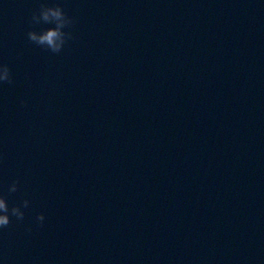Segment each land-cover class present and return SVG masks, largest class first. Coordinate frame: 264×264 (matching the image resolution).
<instances>
[{"label":"water","instance_id":"water-1","mask_svg":"<svg viewBox=\"0 0 264 264\" xmlns=\"http://www.w3.org/2000/svg\"><path fill=\"white\" fill-rule=\"evenodd\" d=\"M0 65V264H264V0H0Z\"/></svg>","mask_w":264,"mask_h":264},{"label":"clouds","instance_id":"clouds-1","mask_svg":"<svg viewBox=\"0 0 264 264\" xmlns=\"http://www.w3.org/2000/svg\"><path fill=\"white\" fill-rule=\"evenodd\" d=\"M41 18L48 20L52 19L56 27L48 28L40 33L29 32V38L36 41L39 44H47L49 48L53 51H58L63 43V34L60 31L61 25L65 22L63 18V13L58 6H49L43 8L41 13ZM8 80V68L6 65H0V81ZM15 184L9 185L12 189ZM22 205H27V201H23ZM21 207L13 205L11 208L8 207L6 201L3 197H0V227H3L9 223V214L11 213L17 219L22 218L23 212ZM43 220V215L41 213L36 214V221L40 222Z\"/></svg>","mask_w":264,"mask_h":264}]
</instances>
